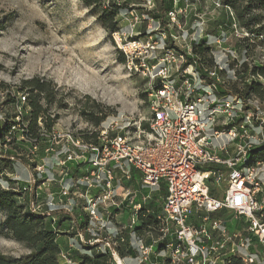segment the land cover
<instances>
[{"label":"built area","instance_id":"built-area-1","mask_svg":"<svg viewBox=\"0 0 264 264\" xmlns=\"http://www.w3.org/2000/svg\"><path fill=\"white\" fill-rule=\"evenodd\" d=\"M180 14L167 12V24L146 20L142 38H135L139 20L122 39L113 37L126 71L148 85L145 122L109 116L92 132L53 127L40 143L24 134L20 110L17 125L0 122L3 145L19 130L17 141L28 150L20 187L4 182L0 188L18 193L57 238L63 232L56 223L68 220L61 264H76L71 253L78 249L104 255L105 264H264V161L252 153L264 147V110L237 94H221L224 63L202 66L191 46L201 32L181 31ZM179 40L182 50L167 45ZM202 165L208 167L200 171ZM134 174L145 192L161 195L156 214L143 207L149 195L136 203L138 194L124 186ZM123 207L127 225L118 222ZM151 215L145 243L135 231L144 225L139 217ZM130 248L135 256L127 254Z\"/></svg>","mask_w":264,"mask_h":264},{"label":"rangeland","instance_id":"rangeland-1","mask_svg":"<svg viewBox=\"0 0 264 264\" xmlns=\"http://www.w3.org/2000/svg\"><path fill=\"white\" fill-rule=\"evenodd\" d=\"M224 1L151 0L152 4L148 6L144 0H102L104 9L107 6L120 8L115 17L118 31L109 32L101 25L102 14L97 6H86L82 0H0V122H15L19 110L23 112L22 117L29 116V94L22 89L21 83L33 77L49 81V91L56 93L55 102L48 106L44 116L41 115L38 127L45 125V119L57 117L55 128L92 132L95 126L83 115L90 112L95 113L93 116L99 115L98 111L107 112L109 116L127 117L132 124L145 122L148 118V85L144 78L126 71L113 37L116 38L117 33L122 39V35L129 33L128 24L139 20L141 25L135 29L138 32L135 38H142L148 25L146 20L158 19L161 24H167V12L173 8L181 11L176 20L181 31L187 34L201 32L196 48L200 44L205 48L197 54L202 66L210 69L214 61L221 62L226 69L231 68L237 73L236 79L230 78L232 75L228 72L219 74L222 93L246 94L254 81L262 82L264 89V30L251 35L239 25L235 11L225 6ZM261 3L260 0L250 3L239 0L237 3L240 13L251 10L254 30L264 27ZM172 31L179 33L175 28ZM167 45L182 50L184 43L179 40L175 45L172 42ZM253 70L258 75H251ZM248 97L261 111L264 110L263 99L251 92ZM40 104L46 107L42 99ZM25 118L23 123L28 127ZM44 132L39 130L40 136ZM11 133L14 139L5 146L0 143V154L9 158L15 167L12 170L9 165L4 166L0 183L14 181V187L19 188V179L27 176L28 150L26 144L17 141L21 132ZM207 167L202 165L198 169L203 171ZM224 189L222 183L218 190L223 194ZM146 195L151 197L148 201L150 210L158 212L161 195L144 192L139 198ZM18 202L21 203V199ZM127 217L123 218L125 223ZM146 220L152 223L150 219ZM3 221L4 215L0 213V253L17 258L27 254L29 251L22 244L5 235ZM68 224V220L60 222L63 232L60 236H71L67 233ZM93 253L73 251L71 256H91Z\"/></svg>","mask_w":264,"mask_h":264},{"label":"trees","instance_id":"trees-1","mask_svg":"<svg viewBox=\"0 0 264 264\" xmlns=\"http://www.w3.org/2000/svg\"><path fill=\"white\" fill-rule=\"evenodd\" d=\"M86 6L94 5L97 6V9L100 10V21L102 27L107 29L109 32H117V25L115 23V17L120 12V8L115 6H107L106 9L103 8L102 0H82ZM261 5L264 8V0H260ZM239 0H225L224 5L229 6L231 9L235 11L236 21H238L241 27H245L251 35H257L260 31L264 30L263 28H259V30H254L253 26V18L250 14V9H246L244 13H240L239 6L237 3ZM253 2V0H248V3ZM170 6V4H169ZM206 41L203 44L206 45ZM197 44L193 43V53L199 55V52H203L205 48L200 44L196 48ZM207 49V48H206ZM119 58L121 63L124 62V55L119 54ZM200 62V59H198ZM201 63V62H200ZM231 68L226 69L225 72H228L231 75ZM247 72V71H246ZM235 73V79L237 78V73ZM258 75L255 71H251V75ZM232 78V76H230ZM22 89H26L28 91V99L27 104L30 108L29 116L22 117L19 123L24 122L23 118L27 119L28 127L27 131L24 134L31 140H35L40 143L43 141V137L40 136L39 130H43L46 133L53 128L55 120L57 117L48 118L44 120V126L38 127L39 118L45 115L47 112V108L50 104L54 103V94L49 91L50 82L44 81L38 77H33L31 80H25L21 83ZM263 83H256L254 81L253 85L246 89V94H237L242 97L245 101L249 98V93H253L256 97L264 100V89ZM53 91V88L51 89ZM221 94H230V93H221ZM232 94V93H231ZM44 100L46 107L40 104V101ZM94 112H90L84 114V118L91 123L93 126L97 127L103 122L106 118L109 117L103 111H98L99 115H94ZM87 115V116H86ZM89 115V116H88ZM12 125H17L18 123L10 122ZM8 130V126H7ZM13 136V135H12ZM4 143L1 140L0 135V143ZM253 156L260 160L264 161V147L262 149H258L252 152ZM10 166V169H14V164L10 162L9 158L3 157L0 154V179L3 178L5 167ZM4 167V168H3ZM7 182L8 186L14 188V181L4 180ZM21 196L9 190H2L0 188V213L4 215V221L1 224L5 235H10L13 240L22 244L29 252L21 257H11L4 256L0 253V264H60L59 262V252L60 247L57 241V235L51 229L50 222L46 221L44 217L40 215H33L29 211H27L24 206L19 203ZM64 220L58 221L56 223V227L61 229L62 226L60 222ZM151 224L149 221H146L144 225ZM60 235V234H59ZM86 249V248H85ZM76 252H82V250L78 249ZM93 253V251L91 252ZM73 259L76 264H105L107 261L106 257L102 254H92L91 256L87 254L83 255H74ZM231 264H240L238 260L233 261Z\"/></svg>","mask_w":264,"mask_h":264},{"label":"crops","instance_id":"crops-1","mask_svg":"<svg viewBox=\"0 0 264 264\" xmlns=\"http://www.w3.org/2000/svg\"><path fill=\"white\" fill-rule=\"evenodd\" d=\"M257 160H258V159H257ZM259 161H260V160H259ZM134 177H135V179H134L132 182H128V183H126L124 186L126 187V189L128 188V189H130L131 191H134V192H136V193L138 194V197H136L135 202H136V203H139V202L141 201V197L139 198V195L142 196L143 193H144L146 190H145L144 188H141L140 184L138 183V182H139V177H138V175H137V174H134ZM119 191H120V190H118V193H119ZM143 207H144V209L146 208V210H147V209H150L151 206H150L148 203H146L145 205H143ZM123 209H125V208L123 207ZM150 211H151L153 214H156V213H157V211H155L154 209H151ZM126 216L129 217L128 209H127V210L125 209V211H124L123 213H121V215H120L119 218H118V222H119L120 224H122V225H127V224H128V217H127V222H126V223L123 221V218L126 217ZM146 219H150V220L152 221V220H153V215L147 217ZM146 219H145V218L141 219V218L139 217V221L141 220V221H143V223H145V222L147 221ZM149 222H150V221H149ZM150 223H151V222H150ZM151 224H152V223H151ZM239 224H240V222H239V221H236V222L233 224V226H232L231 228L233 229V228L237 227ZM149 225H150V224H149ZM149 225H142L143 227H142V226H138V227H136V231H135L136 236H137L138 238H141L142 240H144L145 243H149V242H150V240H149V238L147 237V234H146L147 231H145V228H146L147 226H149ZM68 240H69L68 236H67V237H65V236H59V237L57 238V241H58L59 244H61L63 247L66 246ZM127 240H129V238H128ZM127 254H129L130 256H131V255H132V256H135V255H136L134 249H132V248L128 249ZM129 255H128V256H129ZM239 263H240V262H239Z\"/></svg>","mask_w":264,"mask_h":264}]
</instances>
